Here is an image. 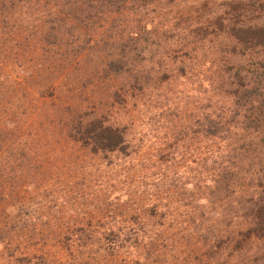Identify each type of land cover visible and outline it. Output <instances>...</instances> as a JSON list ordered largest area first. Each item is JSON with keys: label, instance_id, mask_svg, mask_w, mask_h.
Masks as SVG:
<instances>
[{"label": "rangeland", "instance_id": "rangeland-1", "mask_svg": "<svg viewBox=\"0 0 264 264\" xmlns=\"http://www.w3.org/2000/svg\"><path fill=\"white\" fill-rule=\"evenodd\" d=\"M229 1H161L147 21L150 39L129 64L133 75L107 78L97 57L115 50L116 31L126 42L127 22L77 20L45 45L23 37L38 34L37 16L28 22L13 11L7 20L16 27L0 34L8 35L0 39V221L13 227L0 246L2 263L40 247L48 264H69L70 252L74 264H184L185 244L195 238L188 203L214 188L198 164L220 161L226 144L197 125L215 104L207 100L216 83L207 64L224 42L201 23L212 24ZM191 4L197 13L185 12ZM94 119L122 131L124 152L93 153L72 139ZM221 189L213 196L219 228L235 221ZM112 231L131 239L108 255Z\"/></svg>", "mask_w": 264, "mask_h": 264}, {"label": "trees", "instance_id": "trees-1", "mask_svg": "<svg viewBox=\"0 0 264 264\" xmlns=\"http://www.w3.org/2000/svg\"><path fill=\"white\" fill-rule=\"evenodd\" d=\"M161 1L0 0V34L16 27L13 21L7 20L9 16L13 20L16 10L27 15L28 22L32 15L37 16L36 21H41L38 34L32 32L23 37L27 39L30 35L31 41H45V45H49L51 39L59 41L62 32L69 30L74 21L84 22L96 15L103 21L121 18L128 24L126 42L121 41L123 38H119L116 31L119 42L112 44V47L116 45L115 50L96 60L101 65L98 71L103 74L102 78H107L110 73L118 77L132 74L129 64L140 58L142 42L150 39L147 21L155 6L162 8ZM223 6L224 12L212 24L201 23L203 28L211 30L210 35L217 34L224 42L220 44L219 56L207 64L209 73L216 80L214 85L213 82L210 84L212 91L207 100L215 101V104L209 105L211 111L200 114L197 125L205 136L224 138L226 144L220 161L205 158L198 164L204 173L202 178L214 188L211 193H206V199L188 203L195 238L187 240L188 253L182 260L184 264L193 261L198 264L203 261L205 264H264V0H230L219 9ZM197 7L186 5L184 10L188 14L197 13ZM24 21L28 23L22 17ZM45 22H48L46 28ZM7 36L0 35V39H8ZM71 38L67 37L68 42ZM77 132L78 136L72 134V139L82 142L93 153L124 152L126 149L122 131L105 126L97 119L78 125ZM217 186L223 188L224 197H230V202L235 204V212L229 213L235 221L221 228L213 223L219 214L215 213L219 199L213 197ZM5 227L0 221V246L11 238L13 231V227ZM130 239L126 234L123 237L112 231L103 251L108 255L115 254L117 242H124L120 245L124 248ZM34 250L32 257L21 256L12 261V256H5L7 260L3 263L0 255V264H48L45 254H39L41 248ZM97 251L101 253L102 249L97 247ZM28 253L24 250L21 255ZM73 255V252L69 253V264H74ZM78 264H88V261Z\"/></svg>", "mask_w": 264, "mask_h": 264}]
</instances>
